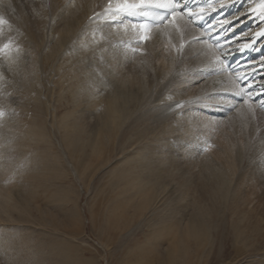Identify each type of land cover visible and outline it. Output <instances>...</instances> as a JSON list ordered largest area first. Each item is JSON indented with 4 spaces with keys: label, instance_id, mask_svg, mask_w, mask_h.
<instances>
[{
    "label": "rangeland",
    "instance_id": "rangeland-1",
    "mask_svg": "<svg viewBox=\"0 0 264 264\" xmlns=\"http://www.w3.org/2000/svg\"><path fill=\"white\" fill-rule=\"evenodd\" d=\"M37 1L39 3L40 1H46L48 11L52 6V0ZM79 2H82L86 10L90 12V2L88 0H78L77 4ZM9 8L12 7L0 4V17L7 23L11 22L13 16L17 21H22L25 20L23 16L26 14L32 15V12L28 10L20 12L19 8L16 9V7L14 8L17 11L14 10L17 13H12L8 10ZM45 9L43 8V10ZM34 15L37 16V14ZM21 17L22 19H20ZM122 18L124 20L123 16ZM14 19L12 20L14 21ZM38 20L40 18L34 20L30 17L29 21L38 23ZM51 21L52 18L49 19L48 23H51ZM62 21L64 22V20ZM7 23L0 24V28ZM22 25H18L17 29L16 27L12 29L4 28L5 34H0V41L4 39L3 45L0 44V49H3V51H0V112L3 113L0 116V129L2 130L0 141L3 144L0 148V157L6 153L5 155L11 161L5 167L3 164L4 159H0V193H3L2 199L5 201L4 203L0 198L1 206L5 205L0 210V264H79L80 260L86 261L87 264H140L142 262L141 258L131 259L139 249H144L146 257L151 259L156 257L154 260H157V258L163 257L165 259L164 264H264V238L260 240H255L252 237L239 238L232 229L231 222L225 224L211 223L212 232L208 236H203L196 242L191 241L190 246L186 247V242H181L184 240L183 235L179 234L176 237L171 235L164 238L160 234L158 227L161 226V222L157 221V216L152 215L153 212L149 208L152 203H147L144 195L139 194V189L129 184L125 185L124 189L127 196H133L129 200V203L131 202L129 210L128 206L111 203V198L119 191V189L111 188L113 175L118 174L120 171L125 175L126 167L133 168L134 171L139 170L144 157L134 158L130 152L121 153L120 155L117 149L116 154L111 155V124L108 128L103 126L106 130H103V150L100 153L92 156L90 149L82 150V145L86 146L89 145V142H95V133L98 132L96 130L99 129L104 115L107 116L109 113L105 107L102 108L100 105L93 108L87 100L89 98L88 93L94 95L96 100L109 97L111 84L105 86L106 88L103 84L109 83L111 80V69L118 68L115 66L118 57L123 58L122 54H124L132 60L131 54L128 56L123 50H126L127 45H132V42L130 44L129 42L134 38V35L130 40L127 34L124 37L111 33V39L105 37L98 40L94 39L93 42L92 36L89 46L91 47L90 43L96 45L91 49H86L87 43L85 40H81L86 32H81L83 28H78L81 29L78 32L82 36L77 40H72L70 46L66 44L58 55L59 58H63L64 52L69 53L70 58L63 62L64 64L67 63L68 66L75 65L71 63V57L76 61L81 60L79 64H76L81 67L78 70V81L76 79L75 82H72L71 78L75 79V77L68 75L65 76L63 81H60L63 74L58 71L44 76L38 73L33 87L30 81L28 82L29 78L32 77L26 75L28 76L26 80L23 78L16 80L18 76L15 75L18 74L19 66L32 64L35 53L33 50L39 48L36 41L33 44L34 41L32 42L27 38H24L25 40L21 42L23 40L21 34L27 29ZM17 30L19 32H16ZM53 30L61 31L55 32L56 38L60 35L59 33L63 32V28L53 27ZM11 31H15L14 38L16 41H13V37V39L9 37ZM100 31L101 29H99ZM50 32L52 31L48 30L44 47L39 48L43 56L44 53L50 50L48 46L51 45L53 40V34ZM31 35L34 36V31H31ZM18 36L20 40H17ZM147 43H149V38H142V36H139L136 40L138 45ZM6 44L8 45L7 48L4 47ZM17 44L22 46L23 52L16 51L15 45ZM11 45L13 50L9 52L7 49ZM133 46L137 45L133 44ZM107 49L111 50L110 54H108ZM158 49L159 55L165 60L164 62L161 61L162 64L164 63L163 65L157 60L156 55L150 53L147 58L142 56L141 58H144V60L137 65L143 67L145 72H149L147 75H152V71L155 72V69L166 66L167 74H170V78L175 83L172 88H184L192 92H200L196 88V80H200V77L194 78V74L198 73V69L196 70L192 65L186 69H180L172 47L161 46ZM113 50L117 51L119 55L117 52L114 55ZM76 54L79 55L78 60ZM23 58L26 62H23ZM137 59H140V57ZM12 60H15L17 64L9 63ZM185 60L190 61L188 58ZM95 63L99 68H96ZM58 65L55 67L58 68ZM51 66L52 63L49 66L47 65L49 68H52ZM100 67L104 69V72L98 73L100 74L98 77L99 83H102L101 87H98L95 82L94 85L87 81L83 71L88 68L97 72ZM189 68L190 70H188ZM80 82H84V86L81 87L82 90H80ZM55 84L57 85L56 90L53 88ZM62 87H66L67 90L60 92ZM206 101V106L198 105L190 109L193 110L189 113L190 117L192 115L200 120L199 128L193 125L191 119L177 120L183 115L182 112L177 111L172 114L174 117L171 118L174 123L172 127L178 131L175 135L176 138H171L174 148L173 152L169 149L168 156H170V153H174L173 155H178V157L181 156L178 152L179 144L186 145L191 142L194 144V141L189 139L190 135H197V140L201 143L199 144L201 145V151L208 152L209 147L206 146L210 145L214 137L210 134V131L216 134L217 139L221 136L222 139L227 140L226 138L230 137L229 135L235 134L240 122L243 124L240 125L243 127L244 133H248V131L250 132L262 124L264 125V121L257 123L260 117L264 118V114L262 112L257 113L256 110L259 112L260 110L254 107L242 106L247 113L246 117L242 115L239 105L229 113H217L219 116L217 117L216 109L218 107L213 106L214 101H208L207 99ZM227 101V103H230L232 100ZM232 105H235V103ZM130 107L135 109L134 104ZM151 108L149 109L151 110ZM40 109L42 111H39ZM209 109L213 113L209 112ZM50 110L56 111L55 124L51 117H48ZM236 116L239 117L236 118L237 120L235 119ZM241 117L242 119H240ZM31 120H33L32 123H30ZM41 120L44 121L43 125ZM242 120L248 121L244 122ZM179 125H182V130H180ZM126 126H128L127 122L123 124L119 135L126 129ZM140 128L144 127L140 126ZM65 130L68 134L65 133ZM164 130L163 126H159L158 131L160 134L153 133L151 152L153 149L155 153L162 155V151L167 149V147L164 148L163 142L157 141L166 138L162 135ZM201 130L203 134H209L205 135V139ZM197 132H200V134ZM189 133L190 135L187 136ZM67 135H69L68 142L70 145L67 144V141H64ZM182 136L189 139V141L181 139ZM202 138L203 141H201ZM185 149H188V147H185ZM150 155L152 157L154 153L152 152ZM217 155V151L212 154L216 158ZM245 157L244 162L241 161L240 170L242 171L244 166L248 167L250 165V172H245L246 177L251 176L258 168L263 170L264 173V161H261V165L258 166L260 162L257 163L254 156L248 157L245 155ZM151 159L153 160V158ZM188 159L191 160V158ZM133 161H138V163H131ZM235 169L238 170V167L235 166ZM234 174H231L232 178H234ZM254 176L250 177L249 182L246 184V186H249L246 189H254L256 184V179L253 180ZM187 178L189 177L186 176ZM262 179L264 184V176ZM179 189L166 187L155 189L151 193L153 196L161 195L164 200L165 206L161 208L163 210L157 212L159 215H163L164 219L169 222H172L173 218L183 219L186 226L189 218L188 214L192 212V209L183 204ZM188 193L187 190V195ZM169 199L173 200L170 204ZM123 207H127L126 214ZM244 223L253 225L257 223V220H246ZM165 239L168 240L164 242ZM198 243L203 246L206 244L207 248L204 247L205 250H203L202 247L200 250Z\"/></svg>",
    "mask_w": 264,
    "mask_h": 264
},
{
    "label": "bare ground",
    "instance_id": "bare-ground-1",
    "mask_svg": "<svg viewBox=\"0 0 264 264\" xmlns=\"http://www.w3.org/2000/svg\"><path fill=\"white\" fill-rule=\"evenodd\" d=\"M77 1L78 0H52V6L49 9V11H51L49 12L46 1H40V5L37 0H0L1 5H10L13 8L8 9L12 13H17V8H19L20 12L26 10L32 12L31 16L28 14L23 16V19L25 17L26 21H17L13 16L12 19H14V21L11 19V22L9 21L4 25L5 27L3 26L0 28V34H5L4 28L12 29L16 27L17 29L18 25L23 24L22 26L27 27V29L21 34L23 37L21 42L25 40L24 38H27L28 40H32V42L34 41L33 44L36 41L40 48L44 47L48 30L52 31L50 33L53 34V40L51 45L48 46L50 50L44 53L43 56L39 48L34 49L33 51L35 53L33 55L34 60L32 64L28 63V65L23 64L24 66H19L17 70L18 74H15L18 76V78H16L17 76L15 77L16 80L19 78L26 80L28 76L32 77L28 80L32 86L35 84L34 81L38 73L44 76L48 73L51 74L58 71L63 74L60 81H63L66 75L75 77V79L71 78L72 82H75L76 79L78 81V70L81 67L76 64H79V61H81L78 60L79 55L76 54V59L78 61L71 57V63L75 64L72 66L63 63L70 58L69 53L64 52L63 58H59L58 56L66 44L70 46L73 42L72 40H77L82 36V34L79 35L78 30L81 31L83 28L81 32H86L81 38V40H85L87 43L86 49H91V47L93 48L96 45L90 43L91 47L89 46L92 36L93 42L94 39L98 40L99 38L107 37L111 39V33L118 36L127 34L130 40L134 35V38L129 42V44L132 42V45H129L131 47L128 48L129 46L127 45V47L125 46L126 48L124 47L126 50H123L128 56L131 54L132 60L128 59L124 54H122L123 58L118 57L115 65L118 68L111 69L110 81L112 82L109 81V83L103 84L104 87L111 84L109 97L107 99L100 98L96 100L94 95H89L88 93L89 98L87 100L93 108L99 107L100 105L102 108L105 107L109 113L107 116L104 115L99 129L96 130L98 132L95 133V142H89V145L86 146L82 145L81 149H90L92 156L100 153L103 150V130H106L105 128H108L111 124V155L116 154L117 149L120 155L121 153L126 154L130 152L134 158L144 157L139 170L134 171L133 168L126 167L125 175L121 171L113 175L111 188L119 189V191L116 194L114 193L115 195L111 198V203L114 202L116 205L122 204L128 206L129 210V205L131 204L129 200L132 199L133 196H127V192L124 188L129 184L139 189V194L144 195V199L146 198L147 203H152L151 206L149 205L151 212H153L152 215L157 216V221L161 222V226L158 227L160 234L164 238L171 235H175L174 237H176L181 234L184 238L181 242H186V247L190 246L191 241L196 242L199 238L208 236V234L212 232L211 223L216 222L221 224L231 222L232 229H234L235 234L239 236V238L252 237L255 240L264 238L263 170L258 168L252 174L255 175L253 180L256 179L255 187L252 190L246 189V187L249 186H246V184L252 176L246 177L245 175V172H250V165L248 167L244 166L243 172L240 170L242 166L241 161L244 162L246 159L245 155L248 157L254 156L256 162H260L258 166L261 165V161H264L263 124L260 127H255V129H252L250 132L248 131V133H244L243 127L241 126L243 124L240 122L238 124V129L235 130V134L229 135L230 137L226 138L227 140L222 139L223 137L221 136L217 139L213 131H210L211 133L208 132L214 136L210 145L206 146L207 148L209 147L208 152H202L201 145H199L201 143L197 140L198 136H192L189 133L187 136H191L189 139H192L194 144H192V142L186 145L182 144L183 146L179 144V146H177L181 156L178 157V155H173L174 153H170V156H168L169 149L173 152L174 148L171 138H176L175 135L178 131L172 127L174 123L171 119L174 118L172 114L177 111L183 113L177 120L182 121L184 119H191L193 125L198 128L200 127V120L192 115L190 117L189 113L193 111L190 109L198 105L202 107H204V105L206 106V99L208 101L213 100L215 104H213V106L222 109H216L217 117H219V113L225 114L231 112L233 108L238 105L244 117L247 116V113L242 106H247L248 108L253 106L260 110V112L256 110L257 113L262 112V114H264V107H261L260 104V101L264 100V6H262L264 0H196L200 2V5L208 3V7L193 11V15H189V12H183L179 9L183 15L172 23L159 19L163 14L158 11L162 9H151L148 15H144L142 13L145 10L137 8L135 11L140 14H127L124 16L123 20L120 14L121 12H116V6L118 3L123 2V0H88L90 2V12L86 10L82 2H79L81 4L80 7ZM108 2H111V10L106 6ZM128 2L140 3V0H128ZM86 3L89 5L88 2ZM14 7H16V9ZM43 8L46 9L43 10ZM97 12L98 14L87 22V19ZM33 13L37 14V16ZM141 16H149L156 22H162V24L158 27H152L142 24H130V21H127V18L130 20L132 18H140ZM30 17L34 20L40 18V20H38V23H33L29 21ZM50 18H52V21L48 23ZM20 19H22V17ZM204 19H207V22L203 26ZM62 20H64V22ZM141 20L140 18V21ZM48 24L50 25L48 26ZM53 27L63 28V32L59 33L60 35H58L57 38L55 37V32L61 31H59L60 29L55 31ZM202 27H204V29H214L210 33H206L202 30ZM99 29H101L100 32ZM31 31H34V36L31 35ZM16 32H19V30ZM15 35V31H11L9 37L14 38ZM19 36L17 40H20ZM139 36L146 39L149 38V43L142 44L143 46L136 44V40H138ZM207 37L210 38L209 41H206ZM14 40L15 38L13 41ZM3 41H0V44L3 45ZM213 42L216 43L215 47L211 46ZM182 43H185L184 47H182ZM133 44L137 46H133ZM15 46L16 51L23 52V48L20 44ZM161 46H170L174 49L180 69H186L191 65L194 66L196 70L198 69V73L194 74V78L200 77V80H196V88L200 92H192L184 88H172V85L175 83L174 80L170 78V74H167L166 66H161V68L155 69V72L152 71V75H147L149 72H145L143 67L137 65L144 60V58L141 57L147 58L149 53L156 55L160 63L161 61L164 62L165 60H163L158 53V47ZM219 48L220 51H218ZM110 49H107L108 54L111 53ZM7 50L9 52L12 51V45ZM113 52L115 55L117 51L113 50ZM139 57L140 59H137ZM186 58L190 59V61L185 60ZM248 59H251V62L248 64L249 69L246 72L234 75L228 72L230 63L233 62L234 64H238ZM23 62H26L24 58ZM9 63L17 64L15 60ZM49 63H52V68L47 67V65H50ZM57 64H59L58 68L55 67ZM111 66L113 65L111 64ZM96 68H99L98 65ZM188 70H190V68ZM83 72L87 81L93 84L95 82L98 87H101L102 83H99L100 80L98 77L100 74L98 73L104 72L103 68L101 69L100 67L97 72L87 68L86 71ZM60 85L63 86L62 83H60ZM74 86L76 87L75 84ZM79 86L80 90H82L81 87L84 86V82H80ZM53 88L56 90L57 85L55 84ZM71 88L74 89L73 87ZM65 89L66 87H62L60 92ZM227 100L232 101L227 103ZM234 103L235 105H232ZM132 104H134L135 109L130 107ZM148 107H152L151 110ZM39 111L42 110L40 109ZM209 112H212L211 109H209ZM55 115L56 111L50 110L48 117H51L54 124L56 119ZM236 118L237 116L235 119ZM240 119H242V117ZM242 121L246 122L248 120ZM259 121H264V118L260 117L257 123H259ZM32 122L33 120L30 121V123ZM42 122L41 124L43 125L44 121ZM126 122L128 126H126V129L124 128L125 130L119 135L123 124ZM213 123L215 124L214 121ZM231 124L233 125V122ZM140 126L144 128H140ZM159 126L165 128L164 132L162 131V135L166 138L158 139L157 141L163 142L164 148L167 147V149L162 151V155L155 153L152 149L154 155L151 157L150 153L152 152L150 149L153 143V133L160 134L158 131ZM181 126L179 125L180 130H182ZM0 132H2L1 129ZM65 133L68 134L66 130ZM197 133L200 134V132ZM205 135L207 136L209 134H203V138ZM68 137L69 135H67L64 141H67V144L70 145ZM203 138L201 141L205 139ZM181 139L189 141V139L185 137ZM2 145V141H0V148ZM198 145L199 147L196 148ZM184 146L188 147V149H185ZM214 151H217V158L212 156ZM5 154L1 155L0 159H4L3 164L7 167V164L11 163V161ZM151 158H153V160ZM188 158H191V160ZM131 163H138V161H133ZM235 166L238 167V170L235 169ZM233 173H235L234 178H232L231 175ZM186 176L189 178L186 179ZM241 185L242 187H240ZM166 187L172 189L180 188L179 191L181 192L183 204L186 205L187 208L190 207L192 209V212L188 214L189 218L187 219L186 226L183 219L178 220L173 218L172 222H169L164 219L163 215L157 213L163 210L161 208L165 206V203L161 195L153 196L151 192L155 189ZM187 190L189 192L188 195ZM2 197L3 193H0V198L2 199ZM171 201L173 200L169 199V204ZM3 202L5 203L4 200ZM2 207L4 208L5 205L1 206L0 203V210H2ZM123 211L126 214L127 207H123ZM251 219L257 220V223L253 225L244 223V221ZM167 240L168 239H165L164 242ZM197 245L200 250L202 247L203 250L207 248L206 244L203 246L198 243ZM136 257L142 259L140 264L165 263L163 257H159L157 260H154L156 257L153 259L146 257V251L144 249H139L131 259ZM79 264H87V262L80 260Z\"/></svg>",
    "mask_w": 264,
    "mask_h": 264
},
{
    "label": "snow or ice",
    "instance_id": "snow-or-ice-1",
    "mask_svg": "<svg viewBox=\"0 0 264 264\" xmlns=\"http://www.w3.org/2000/svg\"><path fill=\"white\" fill-rule=\"evenodd\" d=\"M262 6H264V2H262ZM137 8L144 9L145 11L142 13L144 15H148V12L151 11V9H162L167 15L160 16L159 19L168 23L176 21L178 17L183 15V13L179 11V9L181 8V4L178 2V0H140V3H129L128 0H123V2L118 3V5L116 6V12H124L129 15H137L140 14L135 11V9ZM111 9L112 5L110 3L109 10ZM193 14L194 13L189 10V15ZM5 23H7V21L3 20V18L0 17V24ZM4 47L7 48L8 45L6 44ZM0 51H3V49H0ZM260 104L261 107H264V100L260 101ZM2 115L3 113L0 112V116Z\"/></svg>",
    "mask_w": 264,
    "mask_h": 264
}]
</instances>
